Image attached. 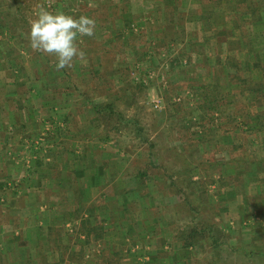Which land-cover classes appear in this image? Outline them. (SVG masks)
Wrapping results in <instances>:
<instances>
[{
    "label": "rangeland",
    "instance_id": "rangeland-1",
    "mask_svg": "<svg viewBox=\"0 0 264 264\" xmlns=\"http://www.w3.org/2000/svg\"><path fill=\"white\" fill-rule=\"evenodd\" d=\"M210 4L204 18L192 0H0L24 77L0 62V264H51V249L55 264H264V0ZM41 6L95 19L83 60L57 69L30 46ZM92 166L100 187L80 192Z\"/></svg>",
    "mask_w": 264,
    "mask_h": 264
},
{
    "label": "clouds",
    "instance_id": "clouds-1",
    "mask_svg": "<svg viewBox=\"0 0 264 264\" xmlns=\"http://www.w3.org/2000/svg\"><path fill=\"white\" fill-rule=\"evenodd\" d=\"M95 26L96 21L90 16L77 17L41 6L30 21L28 39L33 49L54 56L55 67L62 69L71 67L74 59H84L85 53L78 47L77 38L93 36Z\"/></svg>",
    "mask_w": 264,
    "mask_h": 264
},
{
    "label": "crops",
    "instance_id": "crops-1",
    "mask_svg": "<svg viewBox=\"0 0 264 264\" xmlns=\"http://www.w3.org/2000/svg\"><path fill=\"white\" fill-rule=\"evenodd\" d=\"M192 1H194L196 3H199V7L200 8L196 12L197 16H202L204 18L215 17L216 16L212 12L213 10H211L212 8L215 9L216 7L213 6L212 4H210V0H192ZM205 3H207L208 5H205ZM217 9H220V8H217ZM199 10H202V11H199ZM4 31L7 32L6 29H4ZM14 44H15L14 42L11 43V45H14ZM15 45H17V44H15ZM17 46H19V45H17ZM1 47H4V48H1ZM7 48H9V45L8 44H6V46H0V62H3L4 60H7L8 59L9 62H11L10 63L12 65L11 68L13 69L12 71H14V73L10 77H7L6 80L8 81V83H11V84H14V83L20 82V81H24V77L21 76L22 74L19 72L18 69H16L14 67V64H17V66H19L18 61L16 59H14L13 57H11V55L9 56V55H5L4 54V50H6ZM251 61H253V60H251ZM1 77L2 76H0V82H4L5 83V80L3 78L1 79ZM42 79H44V78H42ZM1 87H2V85H0V89H1ZM31 87H33V85ZM41 89H42L41 90L42 92L43 91L45 92L47 90V89L44 90L43 88H41ZM34 90L36 91V89H34ZM35 91L32 90V94H31L32 96H34V92ZM23 94H25V93H23ZM10 97H15V95H13L11 93L10 94ZM22 98H23V101H26V103L28 104L29 99L28 100H25V97L24 96ZM17 99H19V96H16V100ZM46 102H48V100H45L44 103H46ZM6 106H7V104L5 102H1L0 103V115H2V113L6 114L5 113ZM19 109L21 110V112H25V110H26L24 105H23V107L20 106ZM30 111H31V113L33 112L32 114H34L33 107H31V110ZM71 113H73L72 110H71V108H69V107L64 108V112H63V116H65L64 118H67V119L69 118L70 119L71 117H69V114H71ZM24 118H26V120H28V118L26 116ZM4 122H5L4 125L2 127L0 126V128L4 131L3 133H1V131H0V137H1V139H4L5 141L6 140L8 141V138H9L8 133H9V131L6 130V126H5L6 125V120H4ZM8 122L9 121H7V123ZM29 125H30V123L26 122V124H25V126H23V128H29ZM73 136H75V135H73ZM78 136H80L81 138H82V136L85 137V135H83V133L78 134ZM65 137L68 138V134ZM11 143H9V145H11ZM86 146H88V144ZM86 155H88V158H89L90 163H93L92 162L93 158L91 159L92 155L91 154H86ZM50 156L54 160H57V157H59L57 155L56 156L50 155ZM83 157H85V156L83 155ZM39 162L41 163V159H40ZM79 162H81V161H79ZM65 163H66V161H65ZM77 163H78V161H77ZM87 170H88V171H86L87 173L84 176L81 177L80 184L78 183L77 180L75 181L76 184L80 185V187H81L80 188V192L87 193V192L98 191V189L100 187V183H101V178H102L100 176L99 169L93 168V166H92L90 169H87ZM30 175L34 178L33 179L34 181H33V183L30 184V186H32V189H34L35 191H41L40 189L43 188L46 185L49 186V187H52V186L56 187V186H58L61 189H62L63 186H66L67 185L69 188H71V190H67V192H71V193L74 192V194L76 193V190L73 187L72 182L69 181V180H67L65 178V175H59L58 177L56 175L53 176V177H48L49 179H48V181L46 183L42 179L39 178L40 174L38 176H36L34 174H30ZM68 195L69 196H67V197L70 198V195L71 194H68ZM53 198L57 199L56 197H53ZM51 203H54V202H51ZM51 203L46 204V208L47 207H52L53 209H55V207H53L52 206L53 204H51ZM62 215H64V213H62ZM58 216H60V214H58ZM84 216H85V214H84ZM53 217H56V215L55 216L53 215ZM51 250H52V252L48 251L47 255H45V257L48 256L49 257V260H51V261H47V262H51V264H55V263L61 262V261H65V262L68 261L67 260V255H66L65 252L61 251L60 249H58V250L51 249ZM40 252L41 251H34V253L36 254V255H34V258L35 259H40V254H39ZM2 253H3V247H2V243H0V254H2ZM18 253H19V251L13 252V254L11 256L13 258V262L11 264H19V261L17 259L18 258ZM43 263H44V261H43ZM44 264H47V263H44Z\"/></svg>",
    "mask_w": 264,
    "mask_h": 264
}]
</instances>
